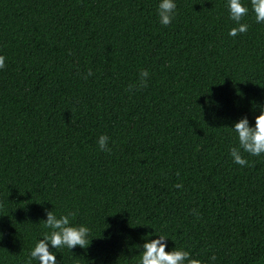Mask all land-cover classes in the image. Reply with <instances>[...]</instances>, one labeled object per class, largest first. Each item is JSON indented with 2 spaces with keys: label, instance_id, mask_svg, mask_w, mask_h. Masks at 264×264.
I'll list each match as a JSON object with an SVG mask.
<instances>
[{
  "label": "trees",
  "instance_id": "trees-1",
  "mask_svg": "<svg viewBox=\"0 0 264 264\" xmlns=\"http://www.w3.org/2000/svg\"><path fill=\"white\" fill-rule=\"evenodd\" d=\"M243 2L229 37L226 0H177L168 26L158 0H0V264H35L45 209L90 229L57 264H139L160 235L202 264H264V154L229 155L228 127L264 104Z\"/></svg>",
  "mask_w": 264,
  "mask_h": 264
},
{
  "label": "clouds",
  "instance_id": "clouds-1",
  "mask_svg": "<svg viewBox=\"0 0 264 264\" xmlns=\"http://www.w3.org/2000/svg\"><path fill=\"white\" fill-rule=\"evenodd\" d=\"M229 19L234 26L229 28L227 35L236 37L248 30V24L243 22V18L249 14V6L243 0H226ZM251 12L257 24L264 23V0H250ZM177 9V0H158L156 6V15L158 22L162 26L170 25ZM5 68V57L0 55V70ZM91 75V72H88ZM140 86H147L149 77L148 71L142 70L139 73ZM129 87V91L131 90ZM259 114L255 116L254 123L250 124L247 116H242L235 121L230 128L235 134L238 142L237 146L230 148L229 155L233 163L246 166L248 161L242 153L250 156H261L264 154V104L258 107ZM109 137L100 135L97 139L98 147L101 151H110L108 147ZM176 188L182 187L180 184ZM195 211V210H194ZM76 213L67 212L66 214H57L53 210H44V227L48 230L42 234L34 246L30 249L29 256L35 264H57L56 254L50 249L67 248L72 250L76 247L85 249L87 247L90 229L84 224H73L72 219ZM2 235V234H0ZM155 239H145V242L139 247V264H202L201 260L192 258L190 253L183 248H174L168 252L165 251L167 238L164 235L156 236ZM215 257L209 258V264Z\"/></svg>",
  "mask_w": 264,
  "mask_h": 264
}]
</instances>
